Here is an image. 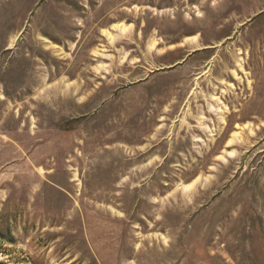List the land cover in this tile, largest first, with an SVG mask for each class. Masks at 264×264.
<instances>
[{"label":"rangeland","instance_id":"374dc122","mask_svg":"<svg viewBox=\"0 0 264 264\" xmlns=\"http://www.w3.org/2000/svg\"><path fill=\"white\" fill-rule=\"evenodd\" d=\"M0 264H264V0H0Z\"/></svg>","mask_w":264,"mask_h":264}]
</instances>
